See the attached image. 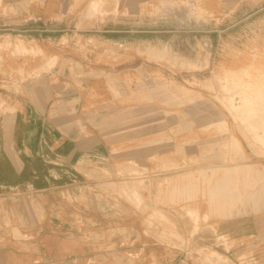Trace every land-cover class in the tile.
I'll return each instance as SVG.
<instances>
[{
	"label": "rangeland",
	"instance_id": "374dc122",
	"mask_svg": "<svg viewBox=\"0 0 264 264\" xmlns=\"http://www.w3.org/2000/svg\"><path fill=\"white\" fill-rule=\"evenodd\" d=\"M44 74L94 87L110 170L92 192L125 214L119 244L153 264H264V0H0V88ZM225 230L254 249L234 259Z\"/></svg>",
	"mask_w": 264,
	"mask_h": 264
},
{
	"label": "crops",
	"instance_id": "0c3cea01",
	"mask_svg": "<svg viewBox=\"0 0 264 264\" xmlns=\"http://www.w3.org/2000/svg\"><path fill=\"white\" fill-rule=\"evenodd\" d=\"M76 80L61 77L54 84L44 74L25 82L22 94L0 88V222L11 220L22 234L0 228V264H153L136 247L119 244L126 216L112 209L113 201L103 200L107 209H98L92 188L108 180L102 174L110 170L94 128L103 124V110L90 105L94 87ZM67 191L74 193L71 199L63 195ZM119 223L111 236L117 245L97 248L114 239L104 235ZM219 236L237 241L228 249L234 259L254 249L253 231Z\"/></svg>",
	"mask_w": 264,
	"mask_h": 264
},
{
	"label": "bare ground",
	"instance_id": "6f19581e",
	"mask_svg": "<svg viewBox=\"0 0 264 264\" xmlns=\"http://www.w3.org/2000/svg\"><path fill=\"white\" fill-rule=\"evenodd\" d=\"M94 14H96V13H94ZM99 14V13H98ZM103 16L102 17H106L107 16V13H101ZM101 14H99L98 15V17H100L101 16ZM94 16H96V15H94ZM101 18V17H100ZM98 20V19H97ZM102 46V45H101ZM103 47V46H102ZM104 48V47H103ZM247 86L248 87H250L252 90H255L257 93H258V89H256V87L255 86H257L256 85V83L254 82V81H250V82H248V84H247ZM259 94H261V92L259 93ZM262 100H263V98H262Z\"/></svg>",
	"mask_w": 264,
	"mask_h": 264
}]
</instances>
